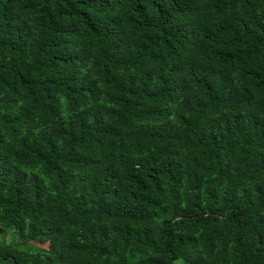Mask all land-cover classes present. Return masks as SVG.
<instances>
[{"label":"trees","instance_id":"obj_1","mask_svg":"<svg viewBox=\"0 0 264 264\" xmlns=\"http://www.w3.org/2000/svg\"><path fill=\"white\" fill-rule=\"evenodd\" d=\"M0 264H264V0H0Z\"/></svg>","mask_w":264,"mask_h":264},{"label":"rangeland","instance_id":"obj_2","mask_svg":"<svg viewBox=\"0 0 264 264\" xmlns=\"http://www.w3.org/2000/svg\"><path fill=\"white\" fill-rule=\"evenodd\" d=\"M8 240H9V235H6V236L4 237V241H5V242H8Z\"/></svg>","mask_w":264,"mask_h":264}]
</instances>
